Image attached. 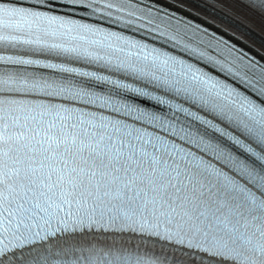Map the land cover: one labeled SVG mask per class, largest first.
<instances>
[{
    "label": "snow or ice",
    "instance_id": "6c2138e0",
    "mask_svg": "<svg viewBox=\"0 0 264 264\" xmlns=\"http://www.w3.org/2000/svg\"><path fill=\"white\" fill-rule=\"evenodd\" d=\"M16 3L90 32L0 39V264H264V0Z\"/></svg>",
    "mask_w": 264,
    "mask_h": 264
},
{
    "label": "bare ground",
    "instance_id": "6f19581e",
    "mask_svg": "<svg viewBox=\"0 0 264 264\" xmlns=\"http://www.w3.org/2000/svg\"><path fill=\"white\" fill-rule=\"evenodd\" d=\"M253 25L254 29L252 31L258 35L262 42H264V22L260 20H254Z\"/></svg>",
    "mask_w": 264,
    "mask_h": 264
}]
</instances>
